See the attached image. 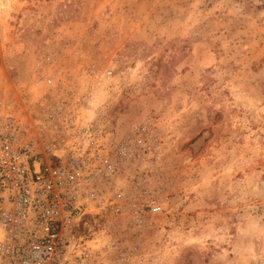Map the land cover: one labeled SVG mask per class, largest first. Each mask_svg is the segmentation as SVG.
Listing matches in <instances>:
<instances>
[{
  "label": "rangeland",
  "instance_id": "rangeland-1",
  "mask_svg": "<svg viewBox=\"0 0 264 264\" xmlns=\"http://www.w3.org/2000/svg\"><path fill=\"white\" fill-rule=\"evenodd\" d=\"M11 102L42 144L72 108L128 138L117 184L161 209L89 221L93 264H264V0H0Z\"/></svg>",
  "mask_w": 264,
  "mask_h": 264
},
{
  "label": "built area",
  "instance_id": "built-area-1",
  "mask_svg": "<svg viewBox=\"0 0 264 264\" xmlns=\"http://www.w3.org/2000/svg\"><path fill=\"white\" fill-rule=\"evenodd\" d=\"M10 111L0 112V264H93L81 235L89 221L130 215L139 222L145 209L160 211L152 197L132 204L118 186L128 138L98 123L100 116L85 122L72 108L42 144L38 130L37 138L20 125L13 102ZM143 131L135 129L137 144Z\"/></svg>",
  "mask_w": 264,
  "mask_h": 264
}]
</instances>
